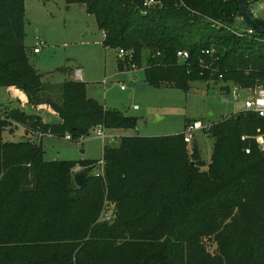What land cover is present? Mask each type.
Masks as SVG:
<instances>
[{"label":"trees","instance_id":"obj_1","mask_svg":"<svg viewBox=\"0 0 264 264\" xmlns=\"http://www.w3.org/2000/svg\"><path fill=\"white\" fill-rule=\"evenodd\" d=\"M244 1L264 28L251 12L259 0ZM65 2L95 17L105 48L145 64L152 87L264 85V33L247 25L238 0ZM25 20V0H0V88L23 92L33 109L0 115V264H264V150L254 140L264 135V117L241 110L212 124L209 163L197 143L189 151L183 133L124 136L104 147V167L45 161L41 141H4V131L20 125L27 135L80 141L96 126L116 133L139 122L89 98L84 82H45L30 61ZM77 166L89 173L83 188ZM107 204L112 222L100 218Z\"/></svg>","mask_w":264,"mask_h":264},{"label":"rangeland","instance_id":"obj_2","mask_svg":"<svg viewBox=\"0 0 264 264\" xmlns=\"http://www.w3.org/2000/svg\"><path fill=\"white\" fill-rule=\"evenodd\" d=\"M263 7L264 0H259L252 8L260 18L264 17ZM25 14V44L32 53L30 61L39 72L45 74L70 68L73 73L81 69L89 98L139 122L137 129L113 134L104 129L107 135L105 139L92 132L98 126L93 127L90 135L80 141L46 137L43 140L46 161H101L104 146L118 147L124 136L178 135L184 132L187 123L194 120L212 125L229 118L236 111L244 110L245 101L253 97L248 89H238L232 85L228 92L222 88L223 83L213 81L194 82L189 91L173 86H150L145 79V64L130 70L129 61H125L117 68L118 50L104 47V33L98 28L95 17L77 4L68 5L65 0H25ZM241 27L243 23L239 18L235 28ZM38 40L43 41L44 45L40 54H34L33 48ZM54 78L47 80L54 81ZM234 94L238 95L237 99ZM27 105L23 92L15 88H0V115L17 109L30 113L33 109ZM134 106L139 109L134 110ZM27 139L29 137L20 125L12 126L3 133L4 141ZM195 140L202 158L209 163L214 140L206 130L198 131ZM80 170L82 168L77 166L73 172L75 174ZM114 211V206L107 204L101 220L112 222Z\"/></svg>","mask_w":264,"mask_h":264},{"label":"built area","instance_id":"obj_3","mask_svg":"<svg viewBox=\"0 0 264 264\" xmlns=\"http://www.w3.org/2000/svg\"><path fill=\"white\" fill-rule=\"evenodd\" d=\"M162 5H163V0H145V2L143 4L144 8H151V7H155V6L161 7ZM252 8H251V12L253 13V15L256 18H260L258 13L255 12ZM261 9L264 10V7ZM253 32H254L253 29L248 30L249 34H253ZM43 45H44V42L41 40H38L35 47L33 48V53L39 54L42 51L41 48ZM211 52L213 53L214 50H212ZM118 53H119V58H121L122 60H125V61H129V69L130 70H136L138 68V65L135 62H133V60H132V52L131 51L118 49ZM207 53H210V52L207 51ZM177 57L179 58L180 61H185L189 58V53L187 51L180 50L177 53ZM79 74H80V71L77 70L76 75L79 76ZM121 89L125 90V87L121 86ZM250 91L252 92L253 97L250 99H247L245 101L244 110L257 113L259 116L264 117V85H258L256 87H254L253 89H251ZM234 98L237 99L238 95L234 94ZM134 109H138V106H134ZM210 126L211 125H205L201 120H194V121H192L186 125L185 130L183 132L184 141L191 151H192V145L194 143L196 133L198 131H201V130L207 131ZM104 129L105 128L103 126H98L96 129L92 130V132L94 131L95 135L97 137L105 139V138H107V135H106ZM112 134H113V132H112ZM89 135H90V133H89ZM247 138L248 137L244 136V137H242V140L243 141L247 140ZM66 139L71 141V136L67 135ZM112 139H114V136ZM81 140H84V138H82ZM254 140H256L258 147L261 150H264V135H258L256 137H254ZM246 153L249 154L250 149H247ZM98 165L101 167H104V161L101 160L98 163Z\"/></svg>","mask_w":264,"mask_h":264},{"label":"crops","instance_id":"obj_4","mask_svg":"<svg viewBox=\"0 0 264 264\" xmlns=\"http://www.w3.org/2000/svg\"><path fill=\"white\" fill-rule=\"evenodd\" d=\"M106 49H109V48H106ZM41 53V52H40ZM39 53V54H40ZM117 68H119L118 67V65H117ZM77 70H79L80 71V74H79V76H77L76 75V71ZM46 74H48L45 78H44V81L45 82H47V83H50V84H60V83H63V82H65V81H69V80H72V81H81V82H84V83H86L85 81H84V79H83V72H82V70L81 69H76L75 71H73V73H72V70H70V68H65V69H58V70H56V71H51V72H48V73H46ZM61 75V77L59 78L58 77V75ZM56 75H57V77H56ZM53 76H55V78H54V81H49V80H47L48 78H50V79H52L53 80ZM25 95V94H24ZM25 100H26V95H25ZM134 108V107H133ZM139 109V108H138ZM138 109H134V110H138ZM241 111V110H240ZM236 112H238V111H236ZM236 112H234V113H236ZM233 114V113H232ZM186 127V126H185ZM29 138H33L34 139V141H36V142H39V141H41L42 142V144H43V140H44V138H46V137H52V136H49V135H46V136H44V137H42V138H39V135L38 134H36V133H34V134H30V135H27ZM133 136V135H132ZM66 139V138H65ZM196 140H194V143H196L195 142ZM106 146V145H105ZM104 146V147H105ZM45 159V158H44ZM46 161V160H45ZM54 161H57V160H54ZM75 161H77V160H75Z\"/></svg>","mask_w":264,"mask_h":264},{"label":"water","instance_id":"obj_5","mask_svg":"<svg viewBox=\"0 0 264 264\" xmlns=\"http://www.w3.org/2000/svg\"><path fill=\"white\" fill-rule=\"evenodd\" d=\"M238 3H239L242 17L244 21L247 23V25H249L250 27H252L253 29L257 30L260 33H264V28L260 27L254 22L245 4V1L238 0ZM88 178H89V173L84 170H80L74 174V182L78 188H83L87 184Z\"/></svg>","mask_w":264,"mask_h":264}]
</instances>
